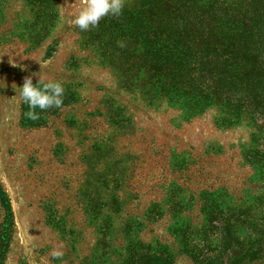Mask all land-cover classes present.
<instances>
[{"label":"rangeland","instance_id":"374dc122","mask_svg":"<svg viewBox=\"0 0 264 264\" xmlns=\"http://www.w3.org/2000/svg\"><path fill=\"white\" fill-rule=\"evenodd\" d=\"M214 2L242 20L264 8ZM85 4L0 0V264H264L262 122L129 86L117 18L81 31ZM33 74L64 87L35 121L18 88Z\"/></svg>","mask_w":264,"mask_h":264},{"label":"trees","instance_id":"16d2710c","mask_svg":"<svg viewBox=\"0 0 264 264\" xmlns=\"http://www.w3.org/2000/svg\"><path fill=\"white\" fill-rule=\"evenodd\" d=\"M253 9L242 20L214 0H137L114 23L113 51L123 60L119 72L129 86L145 84L148 93L159 87L160 96L177 92L210 102L230 116L225 122L247 116L263 129L264 8L260 14ZM0 205L9 217L10 200L1 184ZM136 246H127V257Z\"/></svg>","mask_w":264,"mask_h":264},{"label":"clouds","instance_id":"9594fccd","mask_svg":"<svg viewBox=\"0 0 264 264\" xmlns=\"http://www.w3.org/2000/svg\"><path fill=\"white\" fill-rule=\"evenodd\" d=\"M125 0H86L75 19L72 21L81 31L99 26L100 21L107 16L118 17L122 14ZM120 47H124V42L118 41ZM13 66H16L13 63ZM33 74L26 76L23 85L18 87L20 98L28 106L26 117L35 121L40 118L39 112L49 108L61 109L63 106L64 87L62 82L56 80H45L39 76L37 83H33ZM63 245L52 249L50 255L54 259L63 257Z\"/></svg>","mask_w":264,"mask_h":264}]
</instances>
